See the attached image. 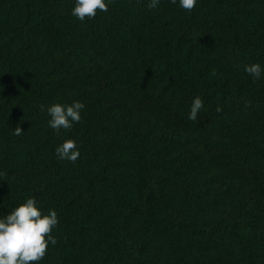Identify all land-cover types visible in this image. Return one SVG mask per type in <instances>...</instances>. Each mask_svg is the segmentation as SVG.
<instances>
[{
	"label": "trees",
	"instance_id": "1",
	"mask_svg": "<svg viewBox=\"0 0 264 264\" xmlns=\"http://www.w3.org/2000/svg\"><path fill=\"white\" fill-rule=\"evenodd\" d=\"M0 264H264V0H0Z\"/></svg>",
	"mask_w": 264,
	"mask_h": 264
}]
</instances>
